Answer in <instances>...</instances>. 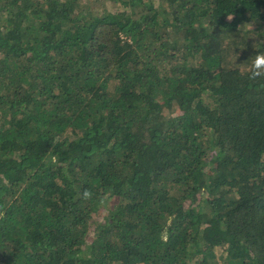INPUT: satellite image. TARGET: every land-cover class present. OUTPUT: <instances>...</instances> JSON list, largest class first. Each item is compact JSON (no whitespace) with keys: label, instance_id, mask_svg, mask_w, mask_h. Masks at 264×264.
<instances>
[{"label":"trees","instance_id":"obj_1","mask_svg":"<svg viewBox=\"0 0 264 264\" xmlns=\"http://www.w3.org/2000/svg\"><path fill=\"white\" fill-rule=\"evenodd\" d=\"M257 49L264 0H0V264H264Z\"/></svg>","mask_w":264,"mask_h":264},{"label":"clouds","instance_id":"obj_2","mask_svg":"<svg viewBox=\"0 0 264 264\" xmlns=\"http://www.w3.org/2000/svg\"><path fill=\"white\" fill-rule=\"evenodd\" d=\"M233 17L228 16V19L231 20ZM253 25L251 23H246L241 26V33L247 32L251 35L249 37H255L257 33L253 32L252 30ZM260 44V43H257ZM258 50V49H257ZM250 62L246 65H243L244 72L242 74L246 75L248 80L250 81H264V52L257 51V54L252 56L250 59ZM235 63V61H234ZM237 65V64H236ZM242 64H239L237 66H240ZM56 157H52V161L55 162ZM82 197L84 199H90L92 197V193L90 191L85 190L82 194ZM0 219H3V215L0 214Z\"/></svg>","mask_w":264,"mask_h":264},{"label":"rangeland","instance_id":"obj_3","mask_svg":"<svg viewBox=\"0 0 264 264\" xmlns=\"http://www.w3.org/2000/svg\"><path fill=\"white\" fill-rule=\"evenodd\" d=\"M106 7L109 10H113L114 9V6H112V4L110 2H107V1H106ZM116 202H117L116 200H112L111 203H110V206H112V204L113 203L115 204Z\"/></svg>","mask_w":264,"mask_h":264}]
</instances>
